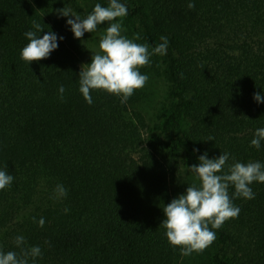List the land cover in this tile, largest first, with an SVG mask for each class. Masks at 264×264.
I'll return each instance as SVG.
<instances>
[{
  "label": "trees",
  "instance_id": "obj_1",
  "mask_svg": "<svg viewBox=\"0 0 264 264\" xmlns=\"http://www.w3.org/2000/svg\"><path fill=\"white\" fill-rule=\"evenodd\" d=\"M62 1L81 18L109 3ZM62 1L0 0V169L14 177L0 190V251L19 254L23 236L25 248L42 252L29 264H264L262 182L250 185L254 199H233L237 218L209 225L216 239L203 252L182 256L160 226L163 207L194 182L188 167L201 154L264 164V141L250 145L264 128V102L253 99L264 96V0H192L193 9L189 0H120L128 14L113 22L123 36L149 52L169 40L165 55L150 56L167 81L153 125L138 106L149 97L144 87L126 103L103 90L85 101V47L71 17L58 15ZM33 20L40 36L57 34L58 47L28 64L20 50ZM58 184L66 197H56Z\"/></svg>",
  "mask_w": 264,
  "mask_h": 264
},
{
  "label": "clouds",
  "instance_id": "obj_2",
  "mask_svg": "<svg viewBox=\"0 0 264 264\" xmlns=\"http://www.w3.org/2000/svg\"><path fill=\"white\" fill-rule=\"evenodd\" d=\"M187 7L193 9L194 2L189 0ZM56 11L59 16L71 17L66 20V24L77 39L82 38L85 32H95L98 25L107 23L99 40V51L92 54L90 63L83 64L86 66L81 67L78 74L79 91L88 104L93 102L91 90H103L120 97L121 103H126L134 91L144 87L148 80V76L141 74L138 69L150 64L151 55H165L167 52L169 40L166 36H161V43L149 52L147 44L135 43L133 39L121 35L122 24L113 21L125 17L128 9L120 0H109L107 6L95 4L86 18H81L71 8L63 7ZM32 28L34 31L24 33L28 43L20 50L21 59L28 64L47 58L58 47L56 33L47 31L40 36L43 28L36 20L32 21ZM134 38L139 40L140 36L136 34ZM59 39L62 40L63 37ZM58 91L63 99L64 86L60 85ZM253 99L258 103L264 102V96L260 92L254 93ZM262 141L264 128H257L250 145L259 149ZM198 160V164L188 167V171L194 174V182L162 209L160 226L166 230L169 244L179 247L182 256L200 253L209 247L216 239V232L211 229H219L225 221L238 217L240 208L234 206L233 199H254L255 193L250 185L253 182L264 183V164L259 161H235L228 164L227 152L215 158H208L205 152ZM6 169L7 165L0 169V190L10 186L14 179ZM230 187L234 188L231 196ZM55 194L57 198L66 197L67 189L58 184ZM64 211L67 212L68 209ZM37 223L43 227L44 218L41 217ZM14 242L20 248L19 254L15 251H0V264H29L30 259L34 262L35 258L42 256L39 246L24 247L26 241L23 236H16Z\"/></svg>",
  "mask_w": 264,
  "mask_h": 264
},
{
  "label": "rangeland",
  "instance_id": "obj_3",
  "mask_svg": "<svg viewBox=\"0 0 264 264\" xmlns=\"http://www.w3.org/2000/svg\"><path fill=\"white\" fill-rule=\"evenodd\" d=\"M81 2L84 3V0H81ZM62 5V8H70L69 6L67 7V5L63 3V1ZM106 27L107 24L100 28H97V30L93 33H84V36L82 37V42L84 43L85 50L79 56V64L81 67L86 66L83 64L90 63L92 54H95L97 51H99V40L104 34V30ZM149 59L150 64L146 73V75L148 76V80L144 85V89L146 92H148L149 97L145 104L139 102L138 106L143 109L144 114L146 115L149 121V125H153V121L157 118L160 112V106L166 95L167 81L163 65L160 63L154 64L152 59Z\"/></svg>",
  "mask_w": 264,
  "mask_h": 264
}]
</instances>
